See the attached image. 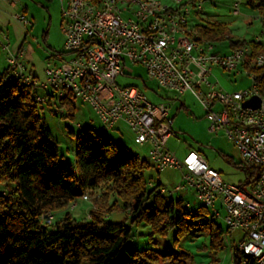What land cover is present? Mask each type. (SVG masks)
Masks as SVG:
<instances>
[{
  "label": "built area",
  "instance_id": "1",
  "mask_svg": "<svg viewBox=\"0 0 264 264\" xmlns=\"http://www.w3.org/2000/svg\"><path fill=\"white\" fill-rule=\"evenodd\" d=\"M8 1L19 8L17 0ZM59 2L64 49L50 54L43 79L29 70L24 48H10L8 30L0 26V49L8 51L6 81L50 90L51 98L37 94L43 104L61 101L70 93L93 107L105 129L128 125L139 143L151 145L154 168L172 167L182 173L172 190L158 186L156 192L172 197L192 191L212 218H222L229 230L242 231L236 244L242 263L264 264V93L254 71L264 66V50L257 52L252 44H245L228 52L217 51L213 41L198 38L188 10L181 12L161 0ZM14 17L26 27L32 24L24 11ZM253 40L264 46L262 36ZM129 65L143 66L159 88L175 94L172 102L186 92L197 97L210 121L209 130H224L242 160L261 167L258 180L252 183L248 177L246 182H227L197 150L178 158L167 146L176 134L170 103L155 104L140 86L117 83L118 77L127 75ZM215 69L237 75L245 72L252 83L244 89L225 90L219 81L210 80ZM254 96L260 99L259 106H245ZM184 204L190 208L189 203Z\"/></svg>",
  "mask_w": 264,
  "mask_h": 264
},
{
  "label": "trees",
  "instance_id": "2",
  "mask_svg": "<svg viewBox=\"0 0 264 264\" xmlns=\"http://www.w3.org/2000/svg\"><path fill=\"white\" fill-rule=\"evenodd\" d=\"M247 4L264 16V0H247ZM193 27L201 39L228 38L225 22ZM229 39L231 48L252 44L255 51L264 50L254 40ZM254 71L264 93V66ZM8 73L9 67L0 76V184L10 187L0 192V264H190L192 255L182 249L159 253L153 248L135 247L132 226L149 224L150 236H164L174 228L177 243L181 237L195 233L194 220L202 216L207 219L202 226L210 237L211 248L223 247L229 229L219 225L205 207L190 209L182 197L174 199L157 193L161 183L148 190L144 175L153 165L129 154L105 134L90 129L77 133L70 130L76 138L75 163L70 167L61 165L58 142L43 115V106L54 102L43 104L37 100V94L51 98L52 93L19 81H6ZM60 103L70 108L66 117H72L71 94L67 93ZM243 168L255 183L261 167L244 163ZM104 184H109L108 193L118 197L113 205L131 211V225L111 221L105 211L94 207L89 219L66 211L52 226L53 211H64L70 205L72 208L88 191ZM242 257L236 245L233 264H243Z\"/></svg>",
  "mask_w": 264,
  "mask_h": 264
},
{
  "label": "rangeland",
  "instance_id": "3",
  "mask_svg": "<svg viewBox=\"0 0 264 264\" xmlns=\"http://www.w3.org/2000/svg\"><path fill=\"white\" fill-rule=\"evenodd\" d=\"M161 1L164 5L179 8L181 12L188 10L190 25H202L216 21L227 23L228 38L222 41H213L217 51L228 52L230 50L229 38L234 41L244 39L249 41L257 36L264 38V16L258 10L251 8L247 4V0H184L180 4L175 0ZM17 3L20 11H23L24 7L27 6L25 13L32 21V24L24 28L25 63L29 70L43 79L50 54L64 49L65 35L62 29L61 4L59 0H17ZM13 11L16 9L13 8ZM7 30L10 37L9 46L11 49H15L18 43L15 25L9 24ZM7 56L8 51L0 49V76L8 67ZM129 68L127 75L117 78L116 81L119 85L140 86L153 103H170V118L176 134L169 138L167 146L177 154L178 158L183 159L189 151L197 150L212 168L221 173L225 181L231 183L246 182L248 177L243 168L245 162L242 160L237 145L224 130L218 132L209 130L210 121L207 119L206 111L197 97L191 92H186L181 98L172 102L170 98H175V94L159 88L158 84L148 77L143 66L129 65ZM218 79L220 86L226 90L244 89L252 83L245 72L237 75L235 72L226 73L222 71L221 74L219 73V78L218 76L210 77V80L215 82ZM72 105L74 106L72 117H66L70 108L58 100L51 106H43L45 122L53 138L58 142L61 165L70 167L75 163L76 138L70 133V130L77 133L83 129L105 134L107 138L122 144L129 154L140 155L153 165L150 156L151 145L139 143L135 133L128 125L119 123L116 125V129H105L98 114L89 103L72 97ZM54 110H60V113L56 114ZM144 177L148 190H152L158 183L172 190L181 181L182 173L172 167H166L160 171L151 167L145 172ZM108 186L109 184H104L95 190L88 191V199L79 198L76 207L72 206L71 208L70 205L64 211H53L54 218L50 221L52 226L66 211H70L77 218L89 219L91 217L90 210L94 207L105 211L106 217L111 221H124L127 225H131L129 220L132 215L131 211L117 209L113 205L118 197L115 193H108ZM9 188L0 184V192ZM180 197L183 198L184 203L190 204V209L195 210L202 206L192 191L175 193L172 196L174 199ZM110 209L111 212H109ZM206 221L204 216L195 219L196 225L193 229L195 233L181 237L177 243H175L176 230L174 228H171L164 236L158 234L150 236L151 227L149 224L133 225L132 244L139 249L153 248L159 253H165L171 249L185 250L192 255L190 264H233L234 247L241 240L242 231L229 230L228 232L223 219L216 220L227 232L223 247L215 250L211 248L210 237L202 226ZM157 264H164V261H158Z\"/></svg>",
  "mask_w": 264,
  "mask_h": 264
},
{
  "label": "crops",
  "instance_id": "4",
  "mask_svg": "<svg viewBox=\"0 0 264 264\" xmlns=\"http://www.w3.org/2000/svg\"><path fill=\"white\" fill-rule=\"evenodd\" d=\"M25 7L27 10V6H25ZM11 8L13 9L15 7L10 3V1L0 0V26L8 29L9 24L15 25V28L17 30V38H18V43L16 44V48H17V47L21 46L22 44H24L23 43V39L25 37L24 28L26 26L14 17V14H16L18 11H20V9L15 8L16 11L12 12ZM23 47H24V45H23ZM219 73L221 74L222 71H220L219 69H215L212 76H216V77L218 76V78H219ZM218 81L220 83L219 79H218ZM222 88L225 89L224 87H222Z\"/></svg>",
  "mask_w": 264,
  "mask_h": 264
},
{
  "label": "water",
  "instance_id": "5",
  "mask_svg": "<svg viewBox=\"0 0 264 264\" xmlns=\"http://www.w3.org/2000/svg\"><path fill=\"white\" fill-rule=\"evenodd\" d=\"M260 104V99L257 96H254L252 99H249L244 102L245 106H253V107H258Z\"/></svg>",
  "mask_w": 264,
  "mask_h": 264
}]
</instances>
